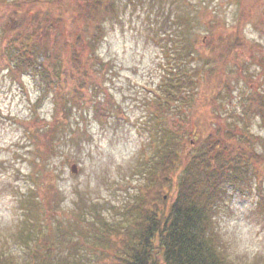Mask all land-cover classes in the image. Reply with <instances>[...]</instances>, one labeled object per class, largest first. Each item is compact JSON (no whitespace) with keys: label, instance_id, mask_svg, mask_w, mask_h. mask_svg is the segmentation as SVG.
<instances>
[{"label":"trees","instance_id":"1","mask_svg":"<svg viewBox=\"0 0 264 264\" xmlns=\"http://www.w3.org/2000/svg\"><path fill=\"white\" fill-rule=\"evenodd\" d=\"M146 1L155 6V0H0V73L32 76L40 90L36 105L50 99L54 106V121L26 127L35 145L30 177L41 172L37 180L46 187L44 203L34 188L25 199L23 215L38 222H22L24 239L37 248L20 260L0 252V264H69L66 245L93 264H245L230 257L216 225L230 191H255L264 211V136L252 130L255 119L264 124V50L246 37L244 0L232 24L209 22L205 41L187 37L188 13L175 18L184 29L169 25L166 38H155L169 67L142 101V121L133 123L146 138L131 198L111 204L116 213L109 216L106 204L88 203L76 190L82 206L56 215L64 196L48 178L53 170L42 146L54 149L59 138L74 145L72 136L86 131L77 121L73 127L77 113L85 118L92 111L102 123L123 112L107 84L112 61L98 48L123 2ZM67 126L70 136H60ZM48 232L56 238L41 243Z\"/></svg>","mask_w":264,"mask_h":264},{"label":"rangeland","instance_id":"2","mask_svg":"<svg viewBox=\"0 0 264 264\" xmlns=\"http://www.w3.org/2000/svg\"><path fill=\"white\" fill-rule=\"evenodd\" d=\"M241 1L155 0L152 8L147 1L137 6L130 3L125 6L124 2L120 5L119 16L105 24V35L98 52L104 59L112 61L111 79L108 78L107 84L109 91L122 104L123 112L102 123L92 111L85 118L77 113V117L71 116V122H79L86 131L81 128L78 136H72L74 145L71 142L66 145L65 138H59L54 149L42 146L47 155L46 161L50 162L53 170L48 178L53 188L61 189L64 196L59 201L57 217L61 218L66 212L73 215L72 211L78 209V204L81 205L77 203L76 190L85 195L88 203L106 204L102 210L109 216L116 213L109 207L111 204L121 205L125 199L131 198L136 189L129 182L137 183L138 175L133 170L138 165L136 158L146 138L133 123L142 121V101L160 82L164 64L169 67L164 43H157L155 38L158 35L166 38L169 25H172V32L179 27L184 29L183 22H177L175 18L178 14L188 13L192 20L187 37L189 35L193 42L195 37L201 36L205 41V29L209 22L232 24L239 15ZM244 1L246 37L259 40L264 50V0ZM181 34L180 39L183 38ZM252 70L258 73L260 69L253 67ZM12 77L6 72L0 73V252L20 260L30 256L37 248L35 241L29 245L24 239L22 222L25 225L31 220L38 222L31 215H23L28 212L25 199H28L30 189L34 188L35 194L44 203L46 191L43 190L46 187L39 185L37 180L41 172H36L33 179L30 177L29 152L35 145L26 127L29 123L34 127L39 126L38 123L51 122L54 106L50 99L36 105L40 90L32 76ZM73 127L76 128V122ZM71 130L67 126L60 131V136L66 133L70 136ZM252 130L264 136V124L260 119L254 120ZM73 164L77 166V172L72 171ZM118 183H127L128 189L118 187ZM225 198L217 212L216 225L228 254L240 263L264 264V211L258 207V195L255 191H230ZM47 235L51 236L41 238V243H51L56 238L54 232ZM62 249L69 256V264L75 261L77 264H93L83 252L80 258L77 254L79 249L73 245Z\"/></svg>","mask_w":264,"mask_h":264},{"label":"water","instance_id":"3","mask_svg":"<svg viewBox=\"0 0 264 264\" xmlns=\"http://www.w3.org/2000/svg\"><path fill=\"white\" fill-rule=\"evenodd\" d=\"M77 169H78L77 166H76L75 164H73V165H72V171H73V172H77Z\"/></svg>","mask_w":264,"mask_h":264}]
</instances>
